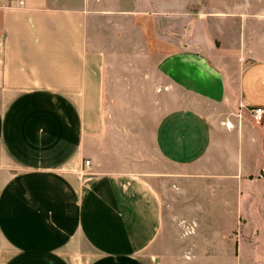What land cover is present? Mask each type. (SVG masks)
Wrapping results in <instances>:
<instances>
[{
	"label": "crops",
	"instance_id": "obj_1",
	"mask_svg": "<svg viewBox=\"0 0 264 264\" xmlns=\"http://www.w3.org/2000/svg\"><path fill=\"white\" fill-rule=\"evenodd\" d=\"M257 105L264 0H0V264H264Z\"/></svg>",
	"mask_w": 264,
	"mask_h": 264
},
{
	"label": "built area",
	"instance_id": "obj_2",
	"mask_svg": "<svg viewBox=\"0 0 264 264\" xmlns=\"http://www.w3.org/2000/svg\"><path fill=\"white\" fill-rule=\"evenodd\" d=\"M250 112L257 123L264 125V105L253 106ZM90 163V160H86L85 165H90Z\"/></svg>",
	"mask_w": 264,
	"mask_h": 264
}]
</instances>
